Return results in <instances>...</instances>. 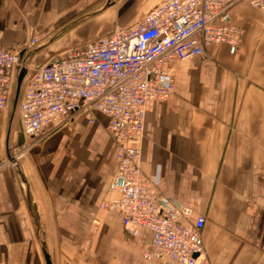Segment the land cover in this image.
Returning a JSON list of instances; mask_svg holds the SVG:
<instances>
[{
  "label": "crops",
  "instance_id": "1",
  "mask_svg": "<svg viewBox=\"0 0 264 264\" xmlns=\"http://www.w3.org/2000/svg\"><path fill=\"white\" fill-rule=\"evenodd\" d=\"M160 1L0 0L2 42L21 49L36 38L24 56L38 66L54 56L47 43L62 28L84 27L75 41L87 43L136 23ZM230 23L245 30L238 47L176 60L175 92L146 106L143 171L157 178L165 205L206 217L196 264H264V10L240 0ZM93 119L78 113L32 145L18 107L0 109V264H18L17 246H31L35 264L34 236L69 264H173L144 254L149 228L131 232L121 213L103 208L117 145L107 117Z\"/></svg>",
  "mask_w": 264,
  "mask_h": 264
},
{
  "label": "built area",
  "instance_id": "2",
  "mask_svg": "<svg viewBox=\"0 0 264 264\" xmlns=\"http://www.w3.org/2000/svg\"><path fill=\"white\" fill-rule=\"evenodd\" d=\"M238 1L161 0L136 23L34 67L24 49L37 39L21 49L8 48L0 30V109L8 108L16 72L25 68L18 107L32 145L78 113L91 120L95 112L104 114L117 151L111 197L103 208L121 213L131 232L149 228L145 254L173 264H196L204 254L206 217L187 205H165L157 178L143 171L146 106L175 92L176 60H206L210 47L241 44L245 30L230 23V9ZM248 1L264 10V0Z\"/></svg>",
  "mask_w": 264,
  "mask_h": 264
},
{
  "label": "rangeland",
  "instance_id": "3",
  "mask_svg": "<svg viewBox=\"0 0 264 264\" xmlns=\"http://www.w3.org/2000/svg\"><path fill=\"white\" fill-rule=\"evenodd\" d=\"M109 1H111V0H109ZM105 15H106V12L102 13L101 14V18L105 17ZM116 26H117V24L114 25V29L112 30V32L117 29ZM100 27H101V25H99L97 28L94 27L93 29L96 28V30H97ZM118 28H120V27H118ZM74 29H75V24L74 25H69V26H67L64 29L62 28L61 31H59L58 35L54 38V40L52 42H50V43H47V45H50L51 48L55 51V54H54L55 57L56 56L65 55L70 50H73V49H75L77 47H80V46L85 44V42L75 41L76 40L75 35L78 34L79 31L84 30V27H79V28H76L75 30ZM104 30H105V28H104ZM112 32H110V31L109 32H104V33H102V31L98 32V33H96V35H98L96 38H98L100 36H103V35L110 34ZM95 39H92V40H95ZM34 46H37V45H34ZM35 51H36V49L33 52H35ZM26 61H28V58H27ZM32 73L33 72L31 71L30 74H32ZM18 74H19V71L16 72L14 89L12 91V96H11L9 105H11V104L13 105V103H14ZM23 82H24V80H23ZM22 88H23V83H22L21 91H22ZM20 95H21V92H20ZM19 98H20V96H19ZM9 105H8V107H9ZM17 107H18V104H17ZM18 109H19V107H18ZM21 126H22V124H21ZM22 130H23V128H22ZM33 145H35V144H33ZM24 150L25 149L19 150L18 154H23L25 152ZM49 237L50 236H45V238H47V239H49ZM51 239H52V237L48 241L51 242ZM42 241H43V237L42 236H34V242H35V244L37 246H33V247L36 250L35 253H37L39 258H40V259L36 258V263L35 264H45V259H44V254H43V246H41L42 245ZM47 247L52 252L54 257H56V255H58L57 257H58V261L60 262V264H69L68 261H65L66 259L64 260V259H62L60 257L61 252L58 251L55 246H49L48 245V246H45V249H48ZM17 248H18V251L16 252V254H17V263L18 264H28V262H29L28 260L31 258L32 254H33L32 250H31L32 249L31 246H17ZM145 252H146V250H145ZM145 252H144V254H145ZM147 257H149V256H147Z\"/></svg>",
  "mask_w": 264,
  "mask_h": 264
},
{
  "label": "water",
  "instance_id": "4",
  "mask_svg": "<svg viewBox=\"0 0 264 264\" xmlns=\"http://www.w3.org/2000/svg\"><path fill=\"white\" fill-rule=\"evenodd\" d=\"M26 73H27V69L22 68L20 70L19 74H18L17 86H16V94H15V99H14V103H13L14 108L17 107L19 96H20V92H21L22 83H23V80H24V77H25ZM43 254H44L45 264H53L52 260H51V256L46 251L44 246H43Z\"/></svg>",
  "mask_w": 264,
  "mask_h": 264
}]
</instances>
